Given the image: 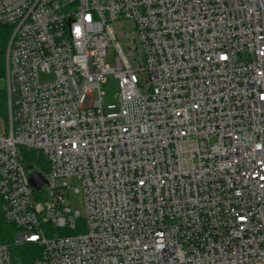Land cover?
Returning <instances> with one entry per match:
<instances>
[{
	"label": "built area",
	"instance_id": "built-area-1",
	"mask_svg": "<svg viewBox=\"0 0 264 264\" xmlns=\"http://www.w3.org/2000/svg\"><path fill=\"white\" fill-rule=\"evenodd\" d=\"M2 51L1 208L35 264H264V0H0Z\"/></svg>",
	"mask_w": 264,
	"mask_h": 264
},
{
	"label": "trees",
	"instance_id": "trees-1",
	"mask_svg": "<svg viewBox=\"0 0 264 264\" xmlns=\"http://www.w3.org/2000/svg\"><path fill=\"white\" fill-rule=\"evenodd\" d=\"M4 76V53L0 52V79ZM6 91L5 87L0 88V110L5 113ZM23 159L29 164L40 166L44 164L43 157L35 150L21 149ZM2 200L0 197V242L10 245L11 252L15 258L22 261L23 264H35V260L40 253V247L32 242L23 245L14 244V237L18 232V227L14 224L8 223L2 212Z\"/></svg>",
	"mask_w": 264,
	"mask_h": 264
},
{
	"label": "rangeland",
	"instance_id": "rangeland-1",
	"mask_svg": "<svg viewBox=\"0 0 264 264\" xmlns=\"http://www.w3.org/2000/svg\"><path fill=\"white\" fill-rule=\"evenodd\" d=\"M113 52V51H112ZM114 54V52H113ZM108 62H113V55H111L108 58ZM4 77V76H3ZM47 77L42 76V79H46ZM6 86L5 80L3 78L0 79V88H4ZM102 89L105 92V104L112 102L115 100V94L119 92V81L117 78L107 75L106 78L102 82ZM3 116L0 113V128H2L3 125ZM71 204L74 209L79 210L82 215L85 214V204L83 201L82 193H73L71 195ZM29 264V263H26Z\"/></svg>",
	"mask_w": 264,
	"mask_h": 264
},
{
	"label": "water",
	"instance_id": "water-1",
	"mask_svg": "<svg viewBox=\"0 0 264 264\" xmlns=\"http://www.w3.org/2000/svg\"><path fill=\"white\" fill-rule=\"evenodd\" d=\"M27 169L34 188H42L48 185L44 173L36 165L29 164Z\"/></svg>",
	"mask_w": 264,
	"mask_h": 264
}]
</instances>
